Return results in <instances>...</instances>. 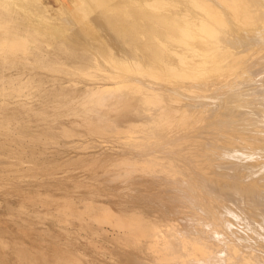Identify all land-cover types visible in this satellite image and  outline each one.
Listing matches in <instances>:
<instances>
[{"label": "bare ground", "instance_id": "bare-ground-1", "mask_svg": "<svg viewBox=\"0 0 264 264\" xmlns=\"http://www.w3.org/2000/svg\"><path fill=\"white\" fill-rule=\"evenodd\" d=\"M7 1L53 17L41 0ZM80 3L96 25L106 20V55L69 44L81 35L72 19L67 32L57 17L30 19L40 46L2 26L0 59L58 64L84 84L51 77L65 101L47 94L42 124L24 129L57 164L40 159L49 167L22 181L42 192L7 186L24 205L14 223L41 247L16 237L11 250L22 264H264V0H73L59 20Z\"/></svg>", "mask_w": 264, "mask_h": 264}, {"label": "rangeland", "instance_id": "rangeland-1", "mask_svg": "<svg viewBox=\"0 0 264 264\" xmlns=\"http://www.w3.org/2000/svg\"><path fill=\"white\" fill-rule=\"evenodd\" d=\"M0 1H1L0 2V7H1L3 5L2 3H5V0H0ZM41 1L48 8L49 13L53 16V17H50V19L48 18L49 21L46 19L45 16H41L42 14H41V11H39L38 6H34L36 4H33V5L32 4L31 5H29V4L25 5L24 4L23 7H21V6H18L16 2H11V1H10V5H8L9 2L7 1L4 4V6H6V4L8 3L7 4L8 6H6V7H8L7 9L11 8L10 11L12 12V15L10 14L11 12L7 13V11H9L7 9L3 10L5 13L3 11H1V8L3 9V6L0 8V11L3 12V13H0V23L1 24H6V25H1V24L0 25H1V27L4 26V28L6 26V28L8 30L7 34H8V36H10V38H12L11 37L12 35H14L13 37H15V36L18 37L17 35H20L21 37H24L26 35V37H30L31 38L30 42L31 41L33 42V40L37 39V42L34 41L35 42L34 44H32V43H30V44H32L33 46H40L42 44V42H41V38L42 37L40 35H38V34H35L31 30L30 31H26V30H29V28L31 27L30 26L31 23L29 21L30 19L32 21L36 17V19H35L36 22H39L40 24L42 23L43 25H47V26H48L49 22H50V24L51 23H55V21L58 19L57 20L58 22H56L55 24L58 23L57 24L58 26H59V24H61L60 25L61 30L64 31V32H67L68 30H70L71 27H73L72 24L68 23L69 19L70 20L72 19L70 22H72L73 25H75L77 27L76 29L81 32V35H80L79 43H73V41L70 40L69 41L70 45H72L73 47L79 48L80 51H82V52H90V53L99 54L98 53V52H100V51H98L99 48L101 50L100 54L104 53L106 55L109 52V46H111L110 45L111 43L108 41V37L105 36V33L102 30L103 26L106 24V20L101 18L102 20H99V21H101L102 23L99 22L98 23L99 25L97 24L98 27H96L97 26L96 22L94 21L95 24H93L94 22L92 21L93 17L92 16L89 17L90 14L87 17V15H85V13H83L81 11V8L83 6H85L84 3H80L77 6L76 9H74L72 11H69V13L63 14V16L65 15L64 16L65 21H67V19H68V21L65 22L63 20L62 21L59 20V18L62 15L58 14L56 12V10L58 8L62 7L60 5H63V3L67 2V3L70 4V3L73 2V0H59L60 3H59L58 0H41ZM91 3H90V5H92L94 7H96L98 5L100 6V4L93 3L92 1H91ZM115 3H116V1H115ZM30 6H31L32 10L29 9ZM33 9H34V11H33ZM15 11H17V13ZM33 12L36 13V14L33 15L34 14ZM6 13L8 15H6ZM83 14H84V16H83ZM32 15H33V18L31 17ZM38 15L41 16L42 18L40 19V17ZM8 16H10L12 18H9ZM29 16H30V18H29ZM54 17L55 18L57 17V19H55ZM2 18H4V19H2ZM8 18H9V20H8ZM87 18H88V20H86ZM89 19H91V20H89ZM9 21H10V23H9ZM14 26H17V28L16 27L14 28ZM87 26L88 27L90 26L89 28H91V29L94 28L95 32H92L91 29H89ZM99 26L101 27L100 29L102 31L100 29H98ZM26 27H28V28H26ZM4 28L2 27L1 31H3V33H2V35L0 34L1 37H3L4 35H5V37L7 36L6 30ZM18 28H19V30H18ZM15 32H17L16 35H15ZM9 33H10V35H9ZM11 33H12V35H11ZM65 35H66V33H65ZM38 40H39V42H38ZM103 40H105V41H103ZM40 42H41V44H40ZM91 44H94L95 46L93 45L92 46L93 48L90 49ZM96 47H98L97 50H96ZM33 60L29 61L27 63L28 65H25V67H23L24 65L22 64V62H19V63L15 62V61L14 62L13 61L6 62L7 60L0 59V87H1L0 88V99H1L0 100V191H1L0 192V264H22L20 259L17 258L15 253L11 250V247L13 246V244H15L16 237H17V239L19 241H20L21 238H22V240L26 241V246H28V247H32L33 246V247H35L38 250H39V248H41L40 245H39L40 238H39V236L37 234H32L28 238L27 236L22 234L21 230L19 229L20 227L17 224L14 223L16 219H17L16 221H18V222L22 220V216L17 215V217H16L15 214L17 212L19 214V211H18L19 207L21 209L22 207H24V205H23V203H21V201L19 202L18 198L15 199L14 196H10L7 193L9 191V188L7 186L10 187V185L12 186V184H20L22 181H25V183H26V180L31 181V180L34 179V177L31 176L35 172L34 169H36V168L38 169L40 167V169H38V170H43V168H45L48 165L50 167H53V166H56V164H57V163L56 164L54 163V161H53L54 157L52 156V154H53L52 152H53L54 148H45V147L43 148L42 146H40V147L37 146V148L36 147L32 148L31 146H29V144H30L29 142H31V140L32 141L34 140L36 142V138H34L32 136L30 138V136L28 135L29 137H28V139H27L28 141H27L25 139V138H27V135L24 134L25 130L35 131V129H37L36 127H38L39 124H42V122L40 120H38V119H40L39 118L40 116H43L40 113H42V111H44V110H42L43 109V105L42 104L45 101L44 98L47 96V94L49 96L51 95V98L53 99L52 100L50 98L49 100H47V102L53 101V103H55L57 101L58 103L57 104L55 103L56 106L59 103L65 101L66 97L61 96L60 98H58L59 100L55 97L56 94H55V90L53 88L56 87L55 86L56 84H55V82L48 81V80L51 77H53V76H57V77L60 76V77H63L64 79H68L67 85H65L66 88L67 87H72V85H73V88L75 87L78 90H83L82 88L84 86L83 79H81V78L79 79L78 77L77 78L76 77H72L70 75L64 74L63 72L57 71V70H63V69H60V68H63L61 65H60V68H59V65L56 64V66L58 65L57 68H56V66L53 64L54 65L53 66L54 68H53L51 66L52 64L51 65L49 64L50 67H49V65H46V66L43 65V67L44 66L45 67L48 66L47 68H43L42 64L39 61H37L35 59L34 62H36V63L39 62L40 63V64L39 63L36 64V63L33 62ZM3 61H5V62H3ZM23 63H25V61H23ZM31 64L34 67V69L31 66ZM38 65H39V67H37ZM78 67H81V66L78 65ZM78 67H75L74 69H77ZM96 74H97V72H96ZM8 75H10V76L13 75L14 76V81L13 82L10 81L11 84L6 79V76L8 77ZM110 75H111V73L109 71L98 72L94 82H98V81L99 82H104L103 80H106L108 78V76H110ZM4 77H5V79H4ZM77 79L79 80V83H78ZM80 80H81V83H80ZM70 82L72 83V85H71ZM7 86H8V88H7ZM49 88L52 89V90H50ZM34 89H36V90H34ZM45 89H46L45 92H47V93H44ZM31 90L32 91L34 90V91L32 92ZM70 90L69 91L67 90V94L66 95L70 96V93L73 94V91L71 90L72 91L71 92ZM17 91L21 92V93H18ZM53 91H54V94H55L54 97L52 96L53 95ZM62 97L64 98V100H62ZM39 100H41V101H39ZM24 101L25 102L27 101V102H26V104H24L22 106V104L25 103ZM20 102H22V103L20 104ZM21 106H22V108H21ZM37 106H39V107H37ZM30 110L31 111H35L36 110L35 112H36V114L37 113L38 114L36 115L34 112L29 113ZM27 111H28V114L26 113ZM10 120H12V121H10ZM36 121L38 122V124H37ZM20 125L23 128V130L20 127ZM32 126L34 128H32ZM17 127L20 128L21 130L20 129L18 130ZM16 129H17V131H16ZM19 134H20V136H18ZM23 136L25 138H23ZM21 138H23L27 142H24V140L21 139ZM61 148H62V152H68L69 151L67 147H66V149H64V147H61ZM40 151L41 152L43 151L44 154L42 155ZM21 154H23V155H21ZM44 158H46V159H48V158L50 159L51 158L52 160H50L48 162V165H47V164L42 163V161H45ZM40 159H43V160L41 161ZM26 164H27V166H26ZM18 170H20V171H18ZM12 172H14V173H12ZM28 175H30V176H28ZM38 177H40V176L38 175ZM42 177H43V180H44V177L45 178L48 177L46 179L47 181L50 180V179L53 180V177L51 178L50 176H48V174L45 175V176H42ZM15 178H16V180H14ZM7 182H9V183H7ZM23 183L24 182H22V184ZM25 183L23 185H25ZM30 186H28V188H26V185L23 186V187H25L26 189H29L28 192L30 191V192H33V193H37L36 191L39 188L36 187V188H33V190H30V189H32V185L30 184ZM38 191H41V189H39ZM43 191L45 192L44 189H43ZM33 193H31V194H33ZM5 196H6V198H5ZM13 204H16V205L12 206ZM23 212L27 213L28 210H25V211L23 210ZM7 216H8V218H7ZM18 219H21V220H18ZM3 230H5V231H3ZM16 231L19 232L18 235H20V236H16V233H15ZM12 232L15 233V234H13ZM9 236H11V238H12V236H15V237H13L12 238L13 240H12L11 238L9 239ZM14 238H15V240H14ZM7 241H9V242H7ZM11 241L14 242V243L11 244ZM36 249H33V251H36Z\"/></svg>", "mask_w": 264, "mask_h": 264}]
</instances>
